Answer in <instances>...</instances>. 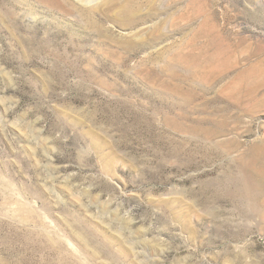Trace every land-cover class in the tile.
Listing matches in <instances>:
<instances>
[{
	"label": "rangeland",
	"instance_id": "374dc122",
	"mask_svg": "<svg viewBox=\"0 0 264 264\" xmlns=\"http://www.w3.org/2000/svg\"><path fill=\"white\" fill-rule=\"evenodd\" d=\"M0 264H264V0H0Z\"/></svg>",
	"mask_w": 264,
	"mask_h": 264
}]
</instances>
